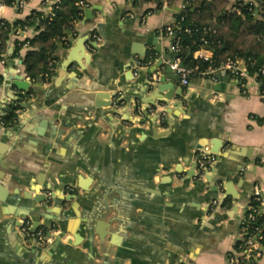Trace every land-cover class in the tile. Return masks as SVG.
I'll use <instances>...</instances> for the list:
<instances>
[{"label":"crops","instance_id":"crops-1","mask_svg":"<svg viewBox=\"0 0 264 264\" xmlns=\"http://www.w3.org/2000/svg\"><path fill=\"white\" fill-rule=\"evenodd\" d=\"M1 1L6 5L0 19L5 20V14L15 18L14 10L25 19L35 9L49 13L54 3L28 0L21 7L18 0ZM185 1L171 0L168 7L156 9L148 0H88L85 8L94 10L93 18L87 19L84 11L70 47L60 45L55 52L51 81L26 98L25 91L9 90L5 77L14 74L15 63V73L25 75L32 87L37 84L26 75L22 57H14L16 36L10 37L7 53L0 57V105L19 102L27 107L21 105L18 111L15 126L21 123L22 130L0 122L5 128L0 156L13 146L0 167V183L10 193L81 194L84 199L76 211L104 224L106 233L103 241L95 236V247L84 238L74 249L56 247L47 257L26 249L23 263L228 264V254L237 251L253 188L258 184L264 192V96L253 80L243 87L226 69L194 77L188 87L179 78L173 80L176 73L166 71L172 38L163 29L176 22ZM35 34L36 27H29L20 37ZM151 53L155 56L149 60ZM136 58L148 62L137 75ZM158 78L176 92L183 87V94L160 101L170 91L158 90ZM100 91L115 94L121 102L96 109L95 93ZM14 92H21V99ZM150 108L165 110L159 131L166 135H155V117L144 112ZM197 146L216 157L205 179L192 171ZM72 184L75 192L69 193ZM214 199L223 205L206 211ZM47 201L52 209L38 212L52 218H60L74 203L66 200L58 207L53 199ZM36 205L42 208L44 202ZM69 220L67 230L73 231ZM81 226L86 224L75 231L80 236ZM74 235L68 232L62 242L77 241ZM0 263L6 264V236H0ZM258 264H264V249Z\"/></svg>","mask_w":264,"mask_h":264},{"label":"trees","instance_id":"trees-1","mask_svg":"<svg viewBox=\"0 0 264 264\" xmlns=\"http://www.w3.org/2000/svg\"><path fill=\"white\" fill-rule=\"evenodd\" d=\"M14 1L6 0L9 4ZM78 1L59 0L53 3L52 14L35 9L24 20L7 21L0 27V54L7 53L10 37L16 36L14 57H22L24 71L33 82H46V74L52 77L54 73L52 68L55 67L57 48L71 45L70 38L77 34L76 23L84 17V8L78 5ZM148 1L155 3L156 9L162 6V0ZM175 24L179 26L175 28L176 38L180 40L178 58L187 67H198L192 78L197 77L199 71L222 66L228 59L250 60L251 74L264 66V0H186L185 7L176 14ZM29 27H36V34L31 38H21L17 31ZM186 28L191 31H185ZM64 38L68 39V44ZM24 47L27 50L21 54ZM200 49L211 50V59L195 58L194 53ZM154 56L151 53L149 60ZM2 81L0 73V83ZM34 93L35 89L31 88L24 98ZM20 108L19 102L9 105L0 122L7 127L15 126ZM250 203L257 204L253 196ZM261 224H264V214L251 225Z\"/></svg>","mask_w":264,"mask_h":264},{"label":"water","instance_id":"water-1","mask_svg":"<svg viewBox=\"0 0 264 264\" xmlns=\"http://www.w3.org/2000/svg\"><path fill=\"white\" fill-rule=\"evenodd\" d=\"M84 11L86 13L87 19L93 18L94 10L90 8H84ZM14 12L16 13L15 18H10L7 16V14H5L6 15L5 18L9 21H14V22L25 19L24 16H22L21 14H18L15 10ZM151 34L154 35L155 32H151ZM85 43H86V38L83 39V45ZM157 51L158 53H161V50L159 49L158 45H157ZM167 57L171 58V60L166 65V71L173 72L171 65L174 62V59L178 57V54L168 53ZM163 63L164 62L161 61L159 63V66H161ZM12 69L13 71L11 72H13L14 74L13 75L7 74L5 76L7 77V84H8L9 90L16 87L19 91L28 92L31 88H34L36 92H39V88H37V86L42 87L43 82L40 81L36 84L35 87H32V82L28 80L25 75H23L21 72L15 73V63L12 65ZM178 78L179 77L176 76L173 78V80L177 81ZM159 80L161 83L158 86V90L162 93L170 91L168 93H165L164 97L160 98V101L168 102L172 100V98L174 97V94L176 93L179 95L183 94L184 92L183 87H181L180 90L176 92L173 86H165L167 85L165 84L166 82L162 81L161 78H158L157 81ZM154 83L155 82H153L152 85H154ZM14 93L16 95H19L17 96V99H21L20 98L21 92L20 93L14 92ZM120 102H121V99L116 98L115 94H111L109 92H104V91L95 93L94 107L96 109H100L102 107H112L115 104H118ZM1 105H0V119L5 114V110L7 108L6 107L7 105L5 102L2 103ZM21 105L25 108L27 107V103H21ZM111 111L113 112L114 110H111ZM144 112L148 114L149 116L155 117V120H154V124L156 125L155 135L156 136L166 135V132L159 131L162 125L160 122L162 110L156 111L154 114H150L148 110H144ZM165 120H166V116H165L164 122ZM85 124L86 126H88L89 122H85ZM23 128L24 127L21 125V123H19L17 126L13 127L12 130L18 131V130H22ZM2 130H5V128L0 127V133L2 132ZM25 130H29V129H25ZM203 148L204 147L197 146L195 150L198 151V150H202ZM12 149H13V146L11 147L10 150L6 151L5 156H0V167L3 165L4 160L10 154V151ZM218 151L219 150H216V149L213 150L214 153H218ZM192 171H194L195 176L198 177L194 164H193ZM0 180H2L1 173H0ZM99 184L100 183L98 182L96 184V187H98ZM72 186L76 188L74 184H72ZM59 196L60 197H57L56 194L54 193V197L52 198L58 207H62L63 202H65L66 200H74V203L69 210H63V214L61 215L60 218H52L54 216L50 217L46 215H41V213L38 212V210L40 209H42L43 211L46 209L47 210L52 209L51 207H49L50 205H49V201H47L46 193H42L41 191L39 192L29 191V192H24L23 194H20L19 191H14L13 193H10L8 187L3 186L0 183V236H6V264H26L28 260L26 261L25 259L24 263L21 260L22 257H25L24 254L28 252L26 251V249H30V250L32 249V251H29V252L39 251V253H41V256L47 257L48 255L53 254V252L56 250V247H60V248L69 247V248L74 249L80 243V241L83 240L84 238H87L88 241L93 243L92 245L94 247L96 246L95 236L97 234L100 236V240L103 241L105 239L106 233L103 232L104 230L103 227L105 228L104 224H98L97 221L91 222L89 221L90 217L87 214L76 211L78 208H80V204L82 203L84 196L80 194L78 196H70L69 198H66L62 190L60 191ZM42 202H44V205L41 206L42 208L36 205L37 203H42ZM17 207H21L22 210L21 211L18 210L19 212L16 211ZM206 211H208V206H206ZM49 213L52 214L53 211H49ZM6 215H11V217L5 218ZM27 217H30L33 220V225L35 228H38L41 225L51 226L52 224H54V222H58L59 225L58 224L57 225L59 227V232L55 234L53 241L50 242L46 246H39L34 243H31V244L27 243L19 231V226L21 225L20 219L27 218ZM42 218H45V221L43 224H41L40 222ZM67 219H70L69 226L73 228V231L67 230ZM83 223L86 224V226H81L80 230L82 232V235L80 236L75 231L78 230L80 225H82ZM17 227H18V230H17ZM68 232L75 234L74 236L77 241L72 242L71 244L63 243L62 239L67 236ZM11 240H13L14 243L9 244ZM87 244L88 243H86L85 245ZM102 245L103 244L101 243V247ZM93 246L92 247L89 246L90 249L93 248ZM91 256L92 258H95V253L93 249L91 252Z\"/></svg>","mask_w":264,"mask_h":264},{"label":"built area","instance_id":"built-area-1","mask_svg":"<svg viewBox=\"0 0 264 264\" xmlns=\"http://www.w3.org/2000/svg\"><path fill=\"white\" fill-rule=\"evenodd\" d=\"M28 0H18L16 3L18 6H24ZM59 0H54L58 2ZM15 3V4H16ZM6 4L0 0V9L3 8ZM78 5L82 7H89L88 0H79ZM170 5V0H162L161 7H168ZM185 7V3L182 8ZM181 8V9H182ZM53 9L51 8L48 14H52ZM7 20L0 19V27L6 25ZM179 26L174 23V25L166 26L163 29L165 35L172 38V44L170 50L172 53H177L180 46V40L176 38L175 28ZM24 30L19 29L17 33H22ZM185 31L190 32L189 28H186ZM92 38L96 39V33L93 34ZM65 44H68V39H65ZM28 44V42L26 43ZM62 46V45H61ZM70 47V44L64 48ZM209 51L208 49H200L194 53L195 58L203 59L208 61L211 59V56L203 54V51ZM3 54H0V57ZM55 64V61H54ZM148 64V62L141 60L139 58L135 59L134 64V74L137 75L139 73V69ZM252 65L250 60L245 58H236V59H228V61L218 68H208L203 71L198 72V76L204 77L210 73L215 72L216 70L226 69L230 71L238 80L241 82L243 87L246 86L247 81L249 79L253 80L255 84L258 86L260 90V94L264 96V66L261 67L258 72L255 74H251L249 71V66ZM172 69L179 77L180 83L183 87H188L192 81V76L195 72H197L198 67L191 68L184 65V63L180 60V58H175L172 63ZM54 70V67L52 68ZM49 74H46V82L51 81ZM156 108H150L149 112L154 113ZM166 116V112L162 110L160 122L163 125L164 119ZM216 161L215 155L208 152V149H202L196 152L195 157V169L198 174V178L205 179L206 174L210 171L212 165ZM67 191L69 193L75 192V187L70 185L67 187ZM47 198L52 199L54 197L53 191L46 192ZM253 200L257 202V204L249 203L247 206V212L244 216V219L241 222L242 228V237L240 239V244L238 246L237 251L228 254L227 262L228 264H258L260 257L262 256L264 249V224L261 225H251L258 216L264 214V192L261 189L260 185L256 184L253 188ZM223 205L221 201L218 199H214L208 205V211L213 212L217 207ZM21 225L19 226V231L24 237L25 241L29 244L34 243L39 246H46L50 242L53 241L55 234L59 232V227L57 224H52L51 226L41 225L38 228H35L33 225V220L30 217L21 218ZM176 264H187L185 261L177 262Z\"/></svg>","mask_w":264,"mask_h":264},{"label":"flooded vegetation","instance_id":"flooded-vegetation-1","mask_svg":"<svg viewBox=\"0 0 264 264\" xmlns=\"http://www.w3.org/2000/svg\"><path fill=\"white\" fill-rule=\"evenodd\" d=\"M72 193H74V192H72Z\"/></svg>","mask_w":264,"mask_h":264}]
</instances>
